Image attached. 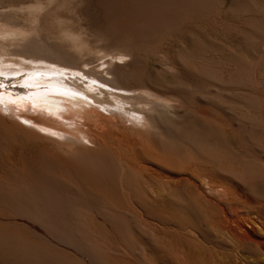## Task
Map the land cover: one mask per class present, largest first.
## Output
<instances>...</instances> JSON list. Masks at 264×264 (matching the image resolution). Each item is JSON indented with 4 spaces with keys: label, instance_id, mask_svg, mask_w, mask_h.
Listing matches in <instances>:
<instances>
[{
    "label": "bare ground",
    "instance_id": "6f19581e",
    "mask_svg": "<svg viewBox=\"0 0 264 264\" xmlns=\"http://www.w3.org/2000/svg\"><path fill=\"white\" fill-rule=\"evenodd\" d=\"M103 1L95 46L64 27L45 45L39 3L0 13V65L59 88L19 112L59 137L0 120L38 142L0 143V264H264V0ZM148 45L192 88L154 76ZM172 108L191 114L176 136Z\"/></svg>",
    "mask_w": 264,
    "mask_h": 264
},
{
    "label": "rangeland",
    "instance_id": "374dc122",
    "mask_svg": "<svg viewBox=\"0 0 264 264\" xmlns=\"http://www.w3.org/2000/svg\"><path fill=\"white\" fill-rule=\"evenodd\" d=\"M24 3L25 4L32 3L31 5L39 3L42 6L41 7L42 10L40 13V27L38 28V32H39L38 34H39V37L42 38L43 41L47 42V43L44 42L45 45L55 44L57 41L59 42H57L56 44L63 43V40L59 38L57 39L56 36H57V33H59L64 28H70L76 32H81L83 36L87 34L85 37H87L90 45L92 46H95L100 43V39H99L100 35H109L110 33L109 26L107 25V22L104 19L105 18L104 17L105 7H104L103 0H0V7H2L3 9V10L0 9L1 11L0 13H5V12L11 13L16 18H20L24 20L26 19L24 16L28 17V13L26 11L18 10V11H15L14 13L13 9H11L13 5L15 4L22 5ZM19 11L20 13H17ZM25 12L27 13L26 15H24ZM203 30L207 33L212 31V29L206 26L203 27ZM176 34H174V36L171 37V40L175 46H177V43L179 44V40L181 39L180 34L177 35L179 37H177ZM228 39H231V38L228 37ZM236 41L238 40L234 41V44H235L234 46L236 47L237 51L238 52L240 51V53H243V54L244 53L249 54L247 49L244 47V44L238 41L240 43L239 44ZM164 46H168V45H164ZM161 48H163L162 50H164L166 47H163V45L144 46V48L142 49V53H143L142 55L143 57L145 56L143 59V64H147L149 66V67L147 66V68L150 72L152 71L151 73L154 76H158L161 79L165 78L164 80L168 82H176L177 79H175L176 78L175 75L177 73V69L174 68L173 66L166 65L165 63L163 65L162 58L165 54L161 50ZM97 62L99 61H94L93 64ZM152 66H154V69H152L153 68ZM14 67H15L14 65H11L9 63L0 65V73H3V75H0V83H2L4 86L3 89H0V92H2V94L7 99V104L5 103L6 101H3L2 103H0V120L1 119L5 120L10 124L12 123L15 124L18 121L22 123L26 128L30 127L29 129L35 131L36 133H39L41 135H49V136L53 135V137H57L58 135L54 133V131L49 130L47 126H43L46 124L42 122L41 120L36 118L35 120L32 121L33 126H29L30 124H26L24 122V119L26 118L19 115V112L27 113L31 110L30 109V105H32L31 100L40 102L39 101L40 99L38 98L39 95H48V94L55 93V91H58L59 88L58 86L55 85V81L51 80V82H49L48 76L44 75L43 71H40L36 67L35 69L34 67H29V66L28 67L27 66L18 67V68L17 67L14 68ZM129 67H132V65H129ZM68 70H72V69L68 68ZM178 81H180V83L183 82L182 83L183 85L192 88V84L190 85V83L188 82L186 83V81L182 79L180 80L178 79L177 82ZM164 101L166 102L169 101L168 103L170 104L178 103V100H175V99H168ZM40 107H43V106H39L38 110L41 109ZM170 112L172 115L169 114ZM177 112H179V114L181 115H179ZM169 113L163 112L162 120H166L165 121L167 122L166 124L169 123L168 126L169 127L171 126L170 130L168 127L169 132L171 133L172 136L173 135L176 136L181 131L180 129H182L183 125L189 122L188 120L191 119V114L189 115L185 114L184 116L183 109L181 108L179 109L172 108L170 109ZM223 116L225 118L227 117L226 115H223ZM176 127L179 132L175 130ZM178 127H180V129ZM2 131H4L3 132L4 134H2ZM10 131H11L10 129L2 130L1 125H0V137L2 136L0 138L1 139L0 143H4L5 145H10L12 149H20L22 147V148H27L29 150L32 148L31 149L32 151L35 150V148L38 145V142H34L30 138H25L24 140L15 139L13 137L14 134L10 133ZM226 139L228 140L227 144H229L231 147L232 145H233V148H235L236 146L238 147L237 140L234 137L229 135L226 137ZM45 145L46 146L48 145L47 147L53 151L58 150L55 152L56 154H58V152L61 154H68V150L70 149L67 147L61 148L58 146H57L58 147L57 149L55 145H49L48 143H46ZM237 147L235 149H237L241 153L242 150H239V147L238 148ZM241 154L244 155L245 152L243 151ZM256 187L259 191L264 190V187L261 184L257 185ZM255 227L258 228L259 226L255 224ZM16 260L18 261V263ZM23 262L24 261L21 259H15L13 261V264H36L34 261H29L28 263L26 262L23 263ZM232 263L233 262H231L230 264Z\"/></svg>",
    "mask_w": 264,
    "mask_h": 264
},
{
    "label": "snow or ice",
    "instance_id": "6c2138e0",
    "mask_svg": "<svg viewBox=\"0 0 264 264\" xmlns=\"http://www.w3.org/2000/svg\"><path fill=\"white\" fill-rule=\"evenodd\" d=\"M0 75H3V73H0ZM3 84L2 83H0V89H3ZM3 102V94H2V92H0V103H2Z\"/></svg>",
    "mask_w": 264,
    "mask_h": 264
}]
</instances>
